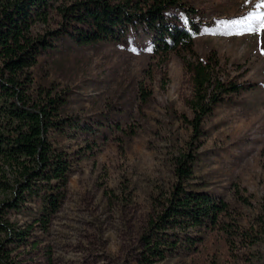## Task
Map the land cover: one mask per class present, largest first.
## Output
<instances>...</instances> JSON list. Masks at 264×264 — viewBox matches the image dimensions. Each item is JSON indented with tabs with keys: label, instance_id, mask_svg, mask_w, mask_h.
I'll return each instance as SVG.
<instances>
[{
	"label": "rangeland",
	"instance_id": "1",
	"mask_svg": "<svg viewBox=\"0 0 264 264\" xmlns=\"http://www.w3.org/2000/svg\"><path fill=\"white\" fill-rule=\"evenodd\" d=\"M186 1L196 9L189 16L199 27L195 53L214 52L225 77L252 86L224 97L194 133L186 105L191 74L181 55L152 52L139 26L119 40L78 48L60 36L32 67L34 80L64 92L66 117H106L109 128L98 136H68L67 128L51 133L70 160L66 192L47 232L31 234L36 247L17 251L20 264H264V31L232 35L235 29L225 27L264 12L256 8L264 0ZM165 15L183 18L175 8ZM59 21L51 13L36 30L54 29ZM84 143L89 148L77 151ZM185 153L193 156L185 185L222 194L226 220L242 235L226 243L208 239L203 255L143 263L139 235L175 181L174 157Z\"/></svg>",
	"mask_w": 264,
	"mask_h": 264
},
{
	"label": "trees",
	"instance_id": "2",
	"mask_svg": "<svg viewBox=\"0 0 264 264\" xmlns=\"http://www.w3.org/2000/svg\"><path fill=\"white\" fill-rule=\"evenodd\" d=\"M186 2L0 0V264H20L17 251L36 247L31 234L47 232L64 199L70 160L66 150L54 145L51 133L67 128L68 136H98L109 128L106 117H86L81 122L66 117L64 92L55 90L52 83L34 80L32 67L60 36H67L78 48L119 40L127 28L139 26L149 35L152 52L181 55L191 74L192 96L186 105L194 133L224 97L252 86L225 77L214 52L204 58L195 53L193 36L199 27L189 16L196 9ZM167 8L179 9L183 18L172 20L165 15ZM51 13L60 18L58 27L39 33L36 27L47 24ZM113 126L119 128L116 123ZM86 147L84 143L76 149ZM173 160L175 181L160 211L139 235L143 263L203 255L208 239L226 243L242 235L234 222L226 220L228 201L222 194L185 185L191 178L193 156L185 153ZM9 213L22 222L9 219Z\"/></svg>",
	"mask_w": 264,
	"mask_h": 264
},
{
	"label": "snow or ice",
	"instance_id": "3",
	"mask_svg": "<svg viewBox=\"0 0 264 264\" xmlns=\"http://www.w3.org/2000/svg\"><path fill=\"white\" fill-rule=\"evenodd\" d=\"M264 7V4H257L256 8ZM223 23V22H222ZM226 28H233L232 35L259 34L264 31V12L249 13L239 19H233L225 24Z\"/></svg>",
	"mask_w": 264,
	"mask_h": 264
}]
</instances>
